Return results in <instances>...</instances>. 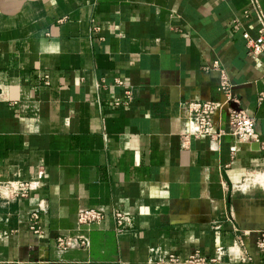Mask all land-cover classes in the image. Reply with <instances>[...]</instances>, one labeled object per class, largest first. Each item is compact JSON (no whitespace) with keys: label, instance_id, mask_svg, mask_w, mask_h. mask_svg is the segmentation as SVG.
Returning <instances> with one entry per match:
<instances>
[{"label":"crops","instance_id":"crops-1","mask_svg":"<svg viewBox=\"0 0 264 264\" xmlns=\"http://www.w3.org/2000/svg\"><path fill=\"white\" fill-rule=\"evenodd\" d=\"M246 10L250 0H0V182L35 184L0 199V264H153L154 251L264 264V184L243 183L264 150L186 136L170 111L215 98L206 68L218 60L264 144V55L242 37L260 24ZM96 207L120 208L133 229L117 237L110 216L78 229L77 213ZM80 235L88 249L56 247Z\"/></svg>","mask_w":264,"mask_h":264},{"label":"built area","instance_id":"built-area-1","mask_svg":"<svg viewBox=\"0 0 264 264\" xmlns=\"http://www.w3.org/2000/svg\"><path fill=\"white\" fill-rule=\"evenodd\" d=\"M250 13L255 14L260 28L255 36L244 31L242 37L250 55H264V13L260 10L256 0H250V10L244 11L243 15L249 17ZM234 28H240L237 21L234 22ZM206 69L214 70L219 75L215 98L206 101L180 102L170 109L171 112L175 111L173 114L184 123L186 136L191 135L201 140H216L223 135H228L234 138L237 143L245 146L256 145L264 150V144L259 140L255 130V121L244 111L240 99L232 93L228 74L220 62L216 60L211 67ZM45 79V84H47L46 76ZM116 84L123 85L120 81H116ZM98 87L100 86L98 85ZM131 99L132 92L130 89H126L124 98L115 99L112 104L115 107L126 106ZM223 117L226 129L222 128ZM243 183L244 185L261 186L264 184V169L251 170L244 178ZM34 187L33 182H0V199L28 198ZM107 216H110L114 223V233L117 237L129 233L133 229L132 216L118 207H112L109 210L102 207L82 209L77 213V227L88 234L94 228H100ZM28 229L36 235L43 232L38 211L30 213ZM74 241H77L82 249L90 247V241L86 235H80L77 238L59 236L56 238V247L61 251H67L72 248ZM256 247L260 253H264V233L260 234ZM153 254V264H212L218 260V258H208L199 251L191 252L185 257L179 254L162 255L158 251H154Z\"/></svg>","mask_w":264,"mask_h":264}]
</instances>
